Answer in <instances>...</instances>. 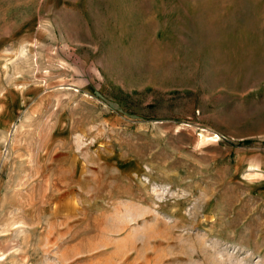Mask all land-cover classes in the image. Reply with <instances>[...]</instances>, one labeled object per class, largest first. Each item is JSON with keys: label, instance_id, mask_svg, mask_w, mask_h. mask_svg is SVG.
<instances>
[{"label": "rangeland", "instance_id": "obj_1", "mask_svg": "<svg viewBox=\"0 0 264 264\" xmlns=\"http://www.w3.org/2000/svg\"><path fill=\"white\" fill-rule=\"evenodd\" d=\"M0 264H264V0H0Z\"/></svg>", "mask_w": 264, "mask_h": 264}]
</instances>
